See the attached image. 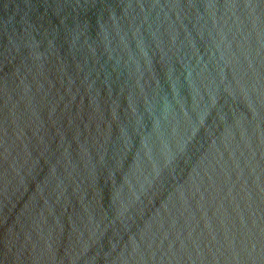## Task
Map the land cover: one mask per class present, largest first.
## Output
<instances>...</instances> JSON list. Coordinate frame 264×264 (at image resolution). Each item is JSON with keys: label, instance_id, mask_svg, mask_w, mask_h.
Listing matches in <instances>:
<instances>
[{"label": "water", "instance_id": "1", "mask_svg": "<svg viewBox=\"0 0 264 264\" xmlns=\"http://www.w3.org/2000/svg\"><path fill=\"white\" fill-rule=\"evenodd\" d=\"M0 264H264V0H0Z\"/></svg>", "mask_w": 264, "mask_h": 264}]
</instances>
